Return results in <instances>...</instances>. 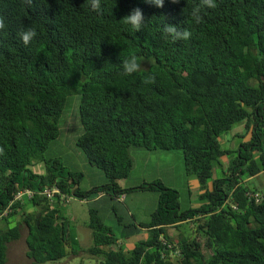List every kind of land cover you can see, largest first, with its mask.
Returning a JSON list of instances; mask_svg holds the SVG:
<instances>
[{"label":"trees","instance_id":"1","mask_svg":"<svg viewBox=\"0 0 264 264\" xmlns=\"http://www.w3.org/2000/svg\"><path fill=\"white\" fill-rule=\"evenodd\" d=\"M198 3L165 0L159 8L145 0H101V12H94L86 0H34L31 7L0 0L8 25L7 37H0V264L22 238V222L10 227L21 212L27 257L55 262L69 255L71 241L62 206L128 191L159 193L149 223L133 224L130 233L143 228L147 236L130 251L113 249L114 232L91 207L88 252L98 264H264V200L248 197L259 191L252 180L264 173V0H216L197 24L191 10ZM137 7L147 25L135 33L122 19ZM165 24L188 28L192 36L174 42ZM27 27L37 37L26 47L19 33ZM129 55L147 71L125 75L122 59ZM149 74L154 84L143 82ZM74 95H80L83 128L77 146L108 180L89 192L80 187L81 171L45 157ZM241 123L244 141L223 149L221 137ZM135 149L180 151L187 176L199 182L200 207L182 211L178 190L160 180L124 188ZM226 156L232 159L224 171ZM39 162L43 174L31 169ZM216 165L223 176L215 179ZM52 187L72 200L57 196L51 204L41 192ZM26 190L36 194L11 205ZM188 223L194 227L189 237L169 235Z\"/></svg>","mask_w":264,"mask_h":264},{"label":"rangeland","instance_id":"2","mask_svg":"<svg viewBox=\"0 0 264 264\" xmlns=\"http://www.w3.org/2000/svg\"><path fill=\"white\" fill-rule=\"evenodd\" d=\"M79 106L80 95L72 96L61 118L60 136L51 142L45 157L48 160L60 159L67 171H81L84 177L81 179L80 187L83 191L89 192L95 187L104 186L108 180L102 170L89 165L84 153L77 146L78 139L83 134ZM244 126L245 123L237 124L232 131L221 137L220 143L223 149L235 150L239 147L241 142L244 141V139L239 137L240 133L243 132ZM154 153L159 154L153 159H159L156 162L161 169L156 174H154L155 171L152 172L151 170L143 172L145 164L142 159L135 158L133 170L129 178L124 182V188H135L138 183H143V179L149 182L154 179V181L160 180L167 187L178 190L182 211L199 208L202 204L199 199V182L195 176H187L182 153L180 151ZM231 159L230 156L221 159L224 171L227 170ZM152 164L153 161H148L146 167H151ZM31 169L38 174L46 172L45 164L42 162L36 163ZM222 176V169L216 165L214 167V178ZM252 186L264 191V173L252 180ZM126 195L128 196L127 202L116 203L115 206H113L109 197H105L99 203H95L92 200H89V202L73 200L72 203L62 206L60 213L68 221V232L71 236L70 245L66 246L69 255L59 261L44 264H98L99 259L91 256L88 252L94 244L92 230L88 226L91 207L99 209L104 223L114 232L118 242L112 248L121 247L124 251L132 250L137 242L147 236L144 230H140L136 235L130 236L135 219L142 223H149L151 214L158 206L159 193L158 191H128ZM28 209L32 208L28 207ZM21 215L22 212L11 220L10 227H15L17 220L22 222V238L10 245L7 264H35L26 255L25 238L28 229ZM118 216L121 220L117 218ZM179 229H168L169 235L174 240L178 239L180 234L189 237L194 229L193 223L184 224Z\"/></svg>","mask_w":264,"mask_h":264},{"label":"clouds","instance_id":"3","mask_svg":"<svg viewBox=\"0 0 264 264\" xmlns=\"http://www.w3.org/2000/svg\"><path fill=\"white\" fill-rule=\"evenodd\" d=\"M90 4L91 10L94 12H101V0H86ZM146 3L155 5L159 8H163L165 0H145ZM173 4H179L180 0H171ZM24 3L31 7L34 0H24ZM217 7L216 0H199V3L193 6L191 10V17L195 23L199 24L203 21L202 12L205 9H215ZM123 23L129 25L132 30L137 32L144 31L147 23L145 22L144 13L140 8L133 9L130 14L126 15L122 19ZM8 25L6 23V18L0 14V37H7L8 35ZM163 32L167 37H170L172 41H187L191 38L192 33L188 28H180L172 24H165L163 27ZM24 45L27 47L31 42L37 37V30L34 27H27L19 33ZM122 66L125 75H133L137 73H144L147 68L142 66V62L138 60L136 55H129L122 59ZM143 82L145 84H154L156 82L155 75H145L143 77ZM3 149H0L2 152Z\"/></svg>","mask_w":264,"mask_h":264},{"label":"crops","instance_id":"4","mask_svg":"<svg viewBox=\"0 0 264 264\" xmlns=\"http://www.w3.org/2000/svg\"><path fill=\"white\" fill-rule=\"evenodd\" d=\"M157 156H159L158 153H154V152L150 153V152L145 151V150H142V149H135V150L132 151V157H133L134 163H135V158H140V159H142L143 163L145 164V167H143V172H144V171L146 172V171H148V170H151L152 172L155 171L154 174H156V172L159 171V170L161 169V168L158 167V163L156 162V160L159 161V159H153V157H157ZM148 161H150V162L153 161V164H152L151 167H146V163H148ZM142 178H143V177H142ZM142 178H141V179H142ZM155 178H157V177H155ZM141 179H140V180H141ZM140 180H139V181H140ZM154 180H155V179H154ZM154 180L151 181V182H154ZM139 181H138V182H139ZM156 181H157V180H156ZM151 182L146 181V179H143V183H138V185H137L136 187L141 186V185L144 184V183H151ZM95 188H96V187H95ZM102 194H103V193H102ZM105 197H109V196L103 194V195L100 197V195L98 194V195L92 197L90 200L94 201L95 203H99V202H102V201L104 200ZM109 198H110V197H109ZM110 200L112 201L113 206H115L116 203H124V202L126 203L127 200H128V196H127V195H123V196H121L120 198H115V199H111V198H110ZM61 215H62V214H61ZM141 223H142V222H140V221H138V220L135 219V224H137V226H139V224H141ZM139 228H140V227H139ZM141 230H144V231L146 232V230L143 229V228H141ZM138 232H140V231H138ZM145 234L147 235V232H146Z\"/></svg>","mask_w":264,"mask_h":264},{"label":"built area","instance_id":"5","mask_svg":"<svg viewBox=\"0 0 264 264\" xmlns=\"http://www.w3.org/2000/svg\"><path fill=\"white\" fill-rule=\"evenodd\" d=\"M36 193L31 190L21 191L18 192L15 196V199L11 202V205L16 201H21L25 196L28 198H32ZM43 196H46L51 204L55 203L57 196H59L62 202H69L72 198L64 193H62L61 189L58 187L46 188L41 192ZM248 197L254 199L256 203H260L264 200V191H256V192H249ZM51 208L53 209L54 206L52 205ZM9 208L7 209V211ZM6 214V213H5Z\"/></svg>","mask_w":264,"mask_h":264}]
</instances>
